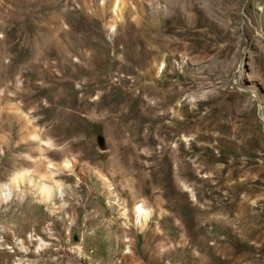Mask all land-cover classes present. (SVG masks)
<instances>
[{
    "label": "rangeland",
    "instance_id": "1",
    "mask_svg": "<svg viewBox=\"0 0 264 264\" xmlns=\"http://www.w3.org/2000/svg\"><path fill=\"white\" fill-rule=\"evenodd\" d=\"M0 264H264V0H0Z\"/></svg>",
    "mask_w": 264,
    "mask_h": 264
},
{
    "label": "bare ground",
    "instance_id": "2",
    "mask_svg": "<svg viewBox=\"0 0 264 264\" xmlns=\"http://www.w3.org/2000/svg\"><path fill=\"white\" fill-rule=\"evenodd\" d=\"M147 28H148V27H147ZM148 30H149V31L151 30L150 26H149V29H148ZM152 31H153V30H152ZM150 32H151V31H150ZM52 166H53V165H52ZM50 167H51V166H50ZM53 167H54V166H53ZM64 167H65V168H69V163L66 162V163L64 164ZM23 181H24V176H23V175H18V176H16V177L10 182V184H6L4 187H5V189L8 188V190H10L11 185H16L17 183H23ZM38 185H39V188H40L41 193H42L43 196L48 197L49 194L53 191V187L49 186V185L46 184V183L42 184V183L40 182ZM137 211H138L139 215L144 214V210H143L141 207H139V208L137 209Z\"/></svg>",
    "mask_w": 264,
    "mask_h": 264
}]
</instances>
